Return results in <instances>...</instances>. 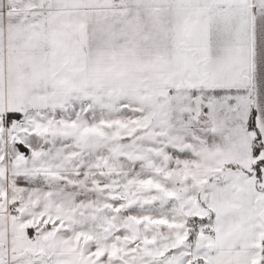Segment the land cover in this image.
Instances as JSON below:
<instances>
[{"label": "snow or ice", "instance_id": "1", "mask_svg": "<svg viewBox=\"0 0 264 264\" xmlns=\"http://www.w3.org/2000/svg\"><path fill=\"white\" fill-rule=\"evenodd\" d=\"M0 264H264V0H0Z\"/></svg>", "mask_w": 264, "mask_h": 264}]
</instances>
